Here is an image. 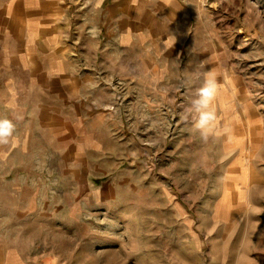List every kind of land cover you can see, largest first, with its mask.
Here are the masks:
<instances>
[{"label":"rangeland","instance_id":"obj_1","mask_svg":"<svg viewBox=\"0 0 264 264\" xmlns=\"http://www.w3.org/2000/svg\"><path fill=\"white\" fill-rule=\"evenodd\" d=\"M86 1L50 2L52 19L78 21ZM28 5L0 11V51L40 21V0ZM124 6L98 47L114 56V121H23L0 76V119L16 125L0 144V264H264V0H194L186 37L170 14L142 31ZM74 33L55 31L51 49ZM210 72L219 134L205 141L184 117Z\"/></svg>","mask_w":264,"mask_h":264},{"label":"crops","instance_id":"obj_2","mask_svg":"<svg viewBox=\"0 0 264 264\" xmlns=\"http://www.w3.org/2000/svg\"><path fill=\"white\" fill-rule=\"evenodd\" d=\"M58 1L61 0H40V12L43 15L40 21H30L32 18L26 20L25 24L18 27L22 32L16 48L12 52L5 48L0 51V76L8 78L6 90L12 95L9 99L10 109L23 111V121H37L39 124L41 121H114V112L118 113L121 109L117 107L113 112L111 109L116 103L113 96L118 87L114 86L113 81L114 56L110 48L102 54L98 52V47L103 40L106 47L112 46V41L107 40L105 35L110 31L113 36V23L119 17L122 22L128 15L129 10H124L123 5L133 6L137 14L136 24L142 31L157 21L163 27L166 26L170 14V20L177 24L176 27L182 31L181 35L186 37L183 17L186 14L190 16L194 4V0H120L122 8L115 11L112 0H102L99 8L95 6L96 0H87L82 6L73 8L76 9L73 15L79 20L70 24L52 19L50 2ZM29 2L30 0H8L0 11L7 13V9L13 11V7L27 10ZM70 26L76 31L73 44L67 45L63 52L51 49L52 41L56 43L55 31L69 30ZM119 27L122 29L121 23ZM189 27L190 25L186 29ZM26 29L38 30L40 33L31 34L30 37H34V40L30 39L28 42L24 33ZM165 58L167 61L168 58ZM181 60L182 54L179 51L174 61ZM184 60L187 61L186 58ZM120 61H128V55H121ZM165 69L167 66L162 70ZM166 72L164 77L172 76ZM123 73L126 74L124 78L128 79L129 72H120L121 78ZM116 121H126V115ZM135 121H138V117Z\"/></svg>","mask_w":264,"mask_h":264},{"label":"clouds","instance_id":"obj_3","mask_svg":"<svg viewBox=\"0 0 264 264\" xmlns=\"http://www.w3.org/2000/svg\"><path fill=\"white\" fill-rule=\"evenodd\" d=\"M102 0H96V7L99 8ZM218 84L214 74L208 73L202 86L196 90L195 96L191 101V109L184 117L189 116L194 122V127L199 131L201 138L205 141L211 135H218L217 117L214 101L218 94ZM16 125L12 120L0 119V144H7L13 137Z\"/></svg>","mask_w":264,"mask_h":264},{"label":"bare ground","instance_id":"obj_4","mask_svg":"<svg viewBox=\"0 0 264 264\" xmlns=\"http://www.w3.org/2000/svg\"><path fill=\"white\" fill-rule=\"evenodd\" d=\"M214 106H215V103H214ZM226 135V134H225ZM227 137V139H229V140H232L233 139V137H231V136H225V138ZM239 141H241L242 142V147H241V153L242 154H244V151H245V148H244V143H245V141L243 140V139H240ZM243 176H244V179H243V181L244 182H246L247 180H251L252 179V172H251V170H247V168L245 167V170H244V174H243ZM243 196V194L242 195H240V198ZM240 198H237V197H234V201H237L238 199H240ZM231 204V202H230V199L229 200H227L225 203H224V206L225 205H230ZM234 205V204H233Z\"/></svg>","mask_w":264,"mask_h":264},{"label":"built area","instance_id":"obj_5","mask_svg":"<svg viewBox=\"0 0 264 264\" xmlns=\"http://www.w3.org/2000/svg\"><path fill=\"white\" fill-rule=\"evenodd\" d=\"M212 1H214V0H212ZM120 105H121V100L118 99V100L116 101V103H115L114 105L111 106V108H115V106L120 107ZM117 107H116V108H117ZM113 110H115V109H113Z\"/></svg>","mask_w":264,"mask_h":264}]
</instances>
